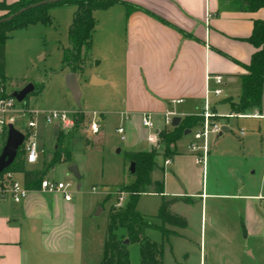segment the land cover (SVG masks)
<instances>
[{"label": "crops", "instance_id": "1", "mask_svg": "<svg viewBox=\"0 0 264 264\" xmlns=\"http://www.w3.org/2000/svg\"><path fill=\"white\" fill-rule=\"evenodd\" d=\"M124 2L138 9L127 15ZM74 9L72 5L54 7L50 11V24H33L9 33L4 70L7 94L13 95L31 81L38 64L45 61L47 38L62 55L68 46ZM93 16L96 25L92 40H97L98 63L106 62L107 72L117 71L123 80L113 84L112 73L104 76L96 73L106 83L92 86L91 75L86 79L89 86L97 88L100 130L95 136L85 135V139L102 143L105 135L102 124L108 116H118L123 123L118 127L124 128V139L120 137V140L125 143V151H147L157 145L147 140L148 130L141 126V115L151 114L153 131L158 133L165 129L163 115L168 110L175 111L181 119L200 114L204 108L207 73L225 77L222 96H208L210 110L218 114L233 112L230 103L239 99L240 76L246 73L245 66L255 51L246 38L255 20L264 21V8L246 11L236 0H119L107 9L94 11ZM60 23L66 26L65 42L59 38ZM8 82H15L16 90L9 92ZM78 83L80 88L79 78ZM108 84L115 92L111 96L102 89ZM209 86L213 87L214 82L210 81ZM172 99L182 101L174 104ZM18 108L23 107L16 106L15 110ZM254 111L260 116L245 119L256 120L255 136L262 142L264 90L261 105L243 113ZM243 119H228L225 122L228 131L211 139L205 169L188 150L192 130L171 146L174 152L171 159L159 162L163 193L150 190L149 193L158 194L150 195L155 197L153 205L138 212L144 220L161 226L157 214L162 200L177 199L170 209L183 216L187 226L183 229L166 226L173 231L169 241L170 264H189L192 258L196 264H264V167L259 173L261 164L257 163L264 162V155H254L253 137L245 129L244 135L238 134L239 121ZM45 126L43 123L37 126L38 158L35 163L25 162L27 170L42 169L51 158L61 126H53L55 139L51 148L44 146ZM78 126L73 132L80 129ZM67 135L63 145L70 150L74 134ZM184 138L185 145L178 148ZM5 139L6 135L0 131V153ZM166 160L170 162L165 164ZM59 164L73 166L78 175V165H72V151L71 161ZM49 169L43 178L53 179L47 176ZM156 174L154 170V181H158ZM13 177L24 184L23 173H14ZM28 190L20 203L9 198L0 201V264H88L81 233V220L86 212L80 210L72 195L66 201L60 193L43 192L39 187ZM181 198H188V202ZM191 212L199 218L198 241L193 243L195 249H180L178 260L175 247L183 246L177 240L184 239L182 231L192 223ZM121 229L117 232L125 239V230ZM143 234L150 241L162 242V234L156 228H145ZM133 250L136 254L137 249ZM163 251L162 248L161 264H167Z\"/></svg>", "mask_w": 264, "mask_h": 264}, {"label": "rangeland", "instance_id": "2", "mask_svg": "<svg viewBox=\"0 0 264 264\" xmlns=\"http://www.w3.org/2000/svg\"><path fill=\"white\" fill-rule=\"evenodd\" d=\"M65 5L67 4L50 7L49 14L52 8ZM6 13L7 11L3 10L2 15ZM58 33L60 36L59 38H63L65 42L67 37L66 26L62 23L59 24ZM45 46V61L38 64V68L33 73L31 81H29V83H32L36 88H39L41 85L43 87L38 92H31L25 99L28 108L26 113L23 114L22 110L19 108V110H15L14 114L18 115L19 117L14 126L18 130H26L25 122L27 119L34 117L33 111H37L39 113L36 118L37 126H39L41 123L45 124L41 119L44 112L66 111L70 117L75 116V114L79 111L83 113L85 120L82 122V125L79 124L78 128L80 129H77L74 132L73 130H75L76 127L69 131L62 128L60 130L63 136L67 134V136H71L74 134V138L70 140V150L72 151V165H78V175H76L68 165L57 163L49 169L47 176L53 178L54 180L72 182L70 192L73 201L77 203V206L80 208V210H83V212H86L87 214L81 220V233L83 236V247L85 252L88 254V264H99L106 236L107 224L111 215V209L113 212L115 210H119V207L115 206V203L119 198V193H126L123 190L117 192L118 190L116 189L124 184L132 182L133 174L128 172L129 163L124 157L126 152L125 143L120 140V134L116 132V128L121 123V120L118 118V116H108L107 120L104 123L102 122V131L105 132L102 143H96L92 140L89 142V140L85 139V135H88L86 129L87 123L91 119L93 113L97 114V88L89 86L86 79L90 75L97 76L96 73H101L103 76L105 74L110 75L112 73V75H110L112 79L111 83L118 84L123 80V78L117 71L107 72L108 65L106 62H103L102 64L98 63L100 59H98L99 55L97 54V40H95V42L92 40L91 48L84 65L83 72L77 74V77L80 80V98L79 101L76 102L72 93L65 85V76L67 72L64 70L67 69L61 68L62 55L60 49H55L53 42L49 38L45 40ZM103 79L106 80L105 78ZM110 87L111 86H109V84L102 87L104 93L109 96L115 93L113 86L111 89ZM16 88L15 82H8L7 90L9 92L16 90ZM16 106L22 107V102H16ZM219 114L222 115L225 113ZM56 124L58 123L45 124V148H51V146L54 144L55 133L53 126ZM256 124V120L244 118L243 120L239 121L238 128H243L247 131V134L252 135L253 138L251 150L254 155L258 157L259 154H261V156L264 155V140L261 142L259 136H255ZM60 131H58V134ZM6 132H4L5 135ZM148 134L149 131L147 136ZM186 141L187 139L184 138L183 141L179 142L178 148L184 146ZM260 143H263L261 147L259 146ZM163 149L164 147L162 144L156 147V150L159 153L156 158L157 163L155 167L158 181L162 177L159 162L165 158ZM257 163L258 166L261 164L259 167L260 169H258V172L260 173L263 170L264 162L260 160ZM77 184L80 185L78 188ZM154 189L155 185L153 184L148 188V191L150 192V190ZM149 192L145 191L139 194L136 204L137 212L138 210H145L147 208L149 209V206L153 205L155 197L150 195L158 194H151ZM128 198L129 196L126 193V199L124 200L123 206L121 208L126 205ZM191 213L192 223L187 228V230H181L182 234L184 235V239L177 240L178 242H181L183 246H179L177 244L175 247L176 257L178 260L181 258L180 249L189 251L191 248H194L193 243L198 241L199 225L197 224L199 223V218H196L198 216L194 212ZM121 230L124 231L123 229ZM116 233L119 236V232ZM170 238L171 237L169 236L168 239L163 242L162 246L164 250L163 258L167 264H170L169 262L171 259L169 258L172 257L169 253ZM129 246L131 247V252L129 254L130 264H140V255L138 253L139 245L136 243H131L128 245V247ZM134 248L137 249L136 254L135 252L133 253ZM193 259L194 258H192L189 264H196Z\"/></svg>", "mask_w": 264, "mask_h": 264}, {"label": "trees", "instance_id": "3", "mask_svg": "<svg viewBox=\"0 0 264 264\" xmlns=\"http://www.w3.org/2000/svg\"><path fill=\"white\" fill-rule=\"evenodd\" d=\"M44 0H17L12 3L0 2V10H6L7 13L0 16V20L10 15L13 17L9 20L0 21V88L5 87V41L9 37V33L25 28L33 24H50L51 16L49 8L61 4L72 5L75 10L68 29V46L62 50L61 65L62 69H67L76 75L83 72L85 62L87 60L91 44L92 36L96 25L93 12L96 10L107 9L119 0H60L57 2H48L45 4L30 7L33 4ZM240 7L246 11H256L264 8V0H236ZM127 15L137 10L136 6L126 4ZM29 7V8H27ZM27 8L22 12L21 9ZM250 44L255 47L254 53L251 55L249 64L245 66L246 73L240 76V96L237 102H231L233 112H244L250 108H257L261 105L264 90V21L255 20L252 32L246 38ZM34 88L33 92L42 89ZM2 96L8 94L2 93ZM29 95L26 96V98ZM25 98V99H26ZM22 102V107L27 110V103ZM76 126L84 120L81 111L76 113ZM202 121L200 114L188 115L182 117L180 123L175 127L164 129L157 133L159 138V146L162 144L163 154L165 158L171 159L174 152L171 146L181 138L186 130H192ZM61 131L57 135L55 148L51 153V158L45 162L42 169L27 170L25 168L23 145L17 151L13 162L3 171L11 173H23L24 185L28 189L38 188L40 181L43 179L46 171L56 163H67L71 161V151L63 145ZM156 147L150 150L142 151H126L125 160L135 163V172L133 181L117 188V192L125 191L129 198L123 208L119 210L111 209V215L107 224L106 236L102 249V257L99 264H130L128 245L137 243L139 245L140 264H161L162 245L168 239L173 231L166 228L171 226L183 229L187 226L186 219L173 213L170 209L171 204L177 199L172 198L162 200L157 217L161 220L162 225L156 226L151 222L144 220L143 216L136 211V204L139 194L149 192L148 188L155 185L153 192L163 193V180L154 181L152 173L156 167V158L158 152ZM151 192V191H150ZM180 200L188 202V198ZM156 228L162 234V242L160 244L150 241L144 234L145 228ZM123 228L125 230V239L117 235V230Z\"/></svg>", "mask_w": 264, "mask_h": 264}, {"label": "built area", "instance_id": "4", "mask_svg": "<svg viewBox=\"0 0 264 264\" xmlns=\"http://www.w3.org/2000/svg\"><path fill=\"white\" fill-rule=\"evenodd\" d=\"M213 81L214 86L210 87L209 82ZM225 77L221 74H210L206 75V88H205V101L204 108L200 113L202 117L201 123L190 131L191 139L188 143V150L195 156L196 162L201 164L203 169L206 168L207 158L210 152L211 139L216 137L221 131L222 126L226 125V121L231 118H245V117H259L257 111L252 113H235L230 112L226 114H218L210 110V103L208 102V96L210 94L220 97L223 94V85ZM5 92V88H0V131L6 132L8 126L15 125L18 115H15L16 99L13 95L2 96ZM7 94V93H6ZM181 99H172L171 103L178 104ZM23 114L28 111L24 108ZM34 117L27 119L26 130L20 129L24 135L23 147L25 150V162L35 163L38 158V142H37V111H33ZM177 116L173 110H168L163 115V124L165 129L171 127L172 118ZM76 114L75 116H68L66 111H48L42 114V121L45 124L58 123L64 130H72L76 127ZM141 124L149 132L147 140L155 145H159V138L157 133L153 131L154 122L150 113H143L141 115ZM15 127V126H14ZM87 132L90 136H95L99 133L100 124L98 121L97 114L93 113L91 119L87 123ZM117 133L120 134L121 139H124V128L117 127ZM245 130L240 128L238 134L244 135ZM170 161L166 160L165 164ZM14 173L1 172L0 173V201L9 198L14 203L22 202L28 195V188L13 177ZM72 187L71 181H56L49 178H43L40 181L39 190L48 193H60L66 201L71 199L70 188ZM126 199V193L120 192L119 198L115 203V206L121 208L124 200Z\"/></svg>", "mask_w": 264, "mask_h": 264}, {"label": "water", "instance_id": "5", "mask_svg": "<svg viewBox=\"0 0 264 264\" xmlns=\"http://www.w3.org/2000/svg\"><path fill=\"white\" fill-rule=\"evenodd\" d=\"M60 0H44L39 3L33 4L30 7L45 4L48 2H57ZM29 8V7H27ZM27 8L21 9L19 12H22L23 10H26ZM13 17V15H10L6 18H3L0 21L9 20ZM106 81L103 79H100L99 77L95 75H91L89 77V84L92 86H100L102 84H105ZM65 85L68 88V90L72 93L74 99L76 102L79 101L80 98V88L78 83V77L73 72H68L65 76ZM34 90V85L32 83H28L25 85L22 89L19 91H16L13 96L15 97L17 102H23L27 95H29ZM181 117L175 116L172 118L171 126L175 127L180 123ZM228 128L226 126H222L221 131L218 133L217 137H220L224 132H227ZM189 133V130H186L184 134ZM24 140L23 133L15 128L13 125H9L7 132H6V139L4 146L2 148V151L0 153V173L3 172L14 160L18 149L22 145ZM71 170L75 172V168L72 166ZM128 172L130 174H134L135 172V163L130 162L128 166ZM127 242V240H125Z\"/></svg>", "mask_w": 264, "mask_h": 264}]
</instances>
